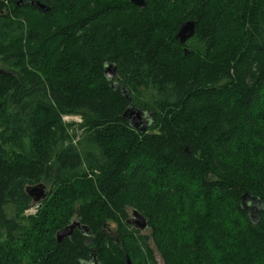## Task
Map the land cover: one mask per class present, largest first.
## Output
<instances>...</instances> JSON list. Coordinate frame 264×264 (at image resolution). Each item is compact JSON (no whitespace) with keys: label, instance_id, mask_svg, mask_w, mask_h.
I'll return each mask as SVG.
<instances>
[{"label":"trees","instance_id":"16d2710c","mask_svg":"<svg viewBox=\"0 0 264 264\" xmlns=\"http://www.w3.org/2000/svg\"><path fill=\"white\" fill-rule=\"evenodd\" d=\"M37 1L0 0V264H264V0Z\"/></svg>","mask_w":264,"mask_h":264},{"label":"water","instance_id":"95a60500","mask_svg":"<svg viewBox=\"0 0 264 264\" xmlns=\"http://www.w3.org/2000/svg\"><path fill=\"white\" fill-rule=\"evenodd\" d=\"M26 1L27 3H30V5H35L41 11L46 10V6L41 4L37 0ZM23 2L24 0H17L16 6L20 7ZM129 3L130 5H133L141 10L145 8V0H129ZM194 29L195 22L190 21L184 23V25L179 28L175 39L179 42L180 45H184L186 41L190 40L193 37ZM103 73L108 81L115 82L118 80L116 67L112 64L106 65ZM111 87L116 89L120 88L122 95L127 98L126 91L120 86H117L116 83H112ZM122 117L127 121L130 128L133 129L135 132H146L148 127V121L146 119V116L138 109H135L132 104L129 103V106L123 112ZM25 193L31 200V203L33 205H37L47 198L49 191L44 185L38 184L35 186L26 187ZM241 208L248 213L250 222L254 224L258 223L259 214L260 212H262V205L256 197L254 198L243 195L241 198ZM126 224L129 226V228L138 232H143L147 230V222L145 218L136 210H132L130 212L129 219L126 221ZM75 230H78L82 234H89V231L85 226L81 225L77 221H72L70 225L56 233V242L61 243L64 239L69 238ZM126 264H131L129 259L126 260Z\"/></svg>","mask_w":264,"mask_h":264},{"label":"rangeland","instance_id":"374dc122","mask_svg":"<svg viewBox=\"0 0 264 264\" xmlns=\"http://www.w3.org/2000/svg\"><path fill=\"white\" fill-rule=\"evenodd\" d=\"M4 12H2L1 14H3ZM62 123L67 126V125H71L69 128H67V132L69 133V135L71 137H75L73 139V143L76 142V140L79 138L80 134H81V131L79 130V125L81 124V119L79 116L77 115H72V116H64L62 117ZM46 189L49 191L50 187L49 186H46ZM37 209H38V204L37 205H33L31 204V206L25 211L24 215L25 216H33L36 214L37 212ZM130 212V211H129ZM130 215V213H129ZM107 229H110V231H113L114 229V226L112 224H109L108 228ZM141 235L143 236H148L149 235V230H145L143 232H140ZM148 246L149 248L154 252L155 249L152 245V243L149 241L148 243ZM154 257H155V262L156 264H162L159 256L157 255L156 252H154Z\"/></svg>","mask_w":264,"mask_h":264},{"label":"flooded vegetation","instance_id":"af4514ba","mask_svg":"<svg viewBox=\"0 0 264 264\" xmlns=\"http://www.w3.org/2000/svg\"><path fill=\"white\" fill-rule=\"evenodd\" d=\"M107 233L111 236L112 231H110V229H107Z\"/></svg>","mask_w":264,"mask_h":264}]
</instances>
